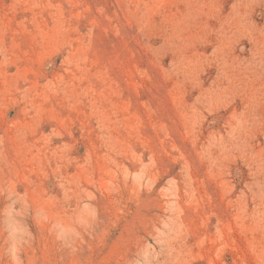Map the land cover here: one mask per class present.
I'll list each match as a JSON object with an SVG mask.
<instances>
[{
  "label": "rangeland",
  "instance_id": "374dc122",
  "mask_svg": "<svg viewBox=\"0 0 264 264\" xmlns=\"http://www.w3.org/2000/svg\"><path fill=\"white\" fill-rule=\"evenodd\" d=\"M0 264H264V0H0Z\"/></svg>",
  "mask_w": 264,
  "mask_h": 264
}]
</instances>
